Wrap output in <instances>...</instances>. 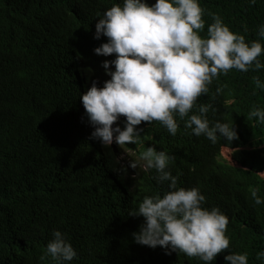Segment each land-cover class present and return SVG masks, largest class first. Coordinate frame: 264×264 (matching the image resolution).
I'll list each match as a JSON object with an SVG mask.
<instances>
[{
    "label": "trees",
    "instance_id": "trees-1",
    "mask_svg": "<svg viewBox=\"0 0 264 264\" xmlns=\"http://www.w3.org/2000/svg\"><path fill=\"white\" fill-rule=\"evenodd\" d=\"M74 1L0 0V264H55L45 255L55 230L65 234L77 253L67 264H108L96 245L103 235V213L94 201L111 187L86 145L94 128L76 98L83 82L76 77L88 70L98 73L99 61L115 58L94 52L107 42L104 36L94 38L95 24L97 14L123 0H78L77 8ZM200 5L205 13L201 35L212 23L209 13H215L246 42L259 39L264 0H200ZM260 42L264 47V40ZM257 59L264 64V52ZM253 77L264 82V68L231 69L214 79L194 105L196 114L199 105H211L206 113L210 124L234 126L240 138L232 147L253 148L235 153L246 170H234L216 161L223 138L216 145L200 140L193 144L205 207H218L228 217L229 248L209 264H227V252H247L248 264H261L256 254L264 251V203L256 205L250 190L258 188L264 198V180L257 175L264 171V124L247 117L253 107L264 109V91L255 87ZM158 132L142 130L141 142L143 135ZM125 216L113 209L114 220ZM133 263L145 264L136 253L123 264ZM176 264L205 262L178 257Z\"/></svg>",
    "mask_w": 264,
    "mask_h": 264
},
{
    "label": "clouds",
    "instance_id": "clouds-1",
    "mask_svg": "<svg viewBox=\"0 0 264 264\" xmlns=\"http://www.w3.org/2000/svg\"><path fill=\"white\" fill-rule=\"evenodd\" d=\"M204 14L200 0H155L151 5L123 0L97 14L94 38L104 36L107 42L94 52L115 58L99 61L98 73L88 70L76 77L83 80L76 98L94 128L86 145L111 187L94 201L103 213V235L96 245L108 264H123L133 253L145 264H176L178 257L192 262L198 257L209 264L229 248L228 217L218 207H205L193 144L200 140L216 145L223 138L216 161L234 170H246L235 153L253 148L232 147L240 138L234 126L210 124L206 113L211 105H199V114L194 105L214 79L231 69L264 68L257 59L264 52V24L258 26L259 39L246 42L219 15L209 13L212 23L201 35ZM253 83L264 91L259 77ZM253 117L264 124V109L253 107L247 118ZM150 128L159 132L143 135L141 142V131ZM257 175L264 180V171ZM250 191L256 205L264 203L258 188ZM113 209L124 211L125 218L114 220ZM51 236L45 255L55 264L71 262L77 253L65 234L55 230ZM227 253V264H248L247 252ZM256 259L264 264V251Z\"/></svg>",
    "mask_w": 264,
    "mask_h": 264
},
{
    "label": "bare ground",
    "instance_id": "bare-ground-1",
    "mask_svg": "<svg viewBox=\"0 0 264 264\" xmlns=\"http://www.w3.org/2000/svg\"><path fill=\"white\" fill-rule=\"evenodd\" d=\"M77 8V7H76ZM83 122H85V119L82 120Z\"/></svg>",
    "mask_w": 264,
    "mask_h": 264
}]
</instances>
